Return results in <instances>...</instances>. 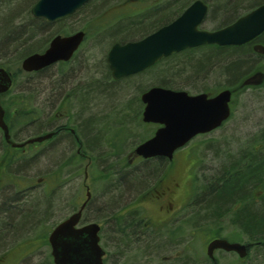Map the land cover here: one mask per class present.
<instances>
[{
  "label": "trees",
  "instance_id": "trees-1",
  "mask_svg": "<svg viewBox=\"0 0 264 264\" xmlns=\"http://www.w3.org/2000/svg\"><path fill=\"white\" fill-rule=\"evenodd\" d=\"M14 1L0 0V8L4 7L3 11L8 12L7 24L0 27V66L7 70L12 64L19 65L26 55L44 49L52 35L68 33L65 29L52 32L50 36H47L48 38L45 37V41L42 43V39L40 41L38 39L39 32L48 28L52 23L31 16L30 8L36 0H33L27 9L19 10L16 8V11L12 9V6L15 7ZM167 1L162 0L159 5L147 10L125 17L121 16L109 24H103L102 21H99L98 24H100L95 31V34L98 33L95 39L100 42L98 46L101 47L114 40L124 41L152 31L174 19L193 0H171V9L167 8ZM202 1L208 7L202 24L207 20L213 22L214 26L210 29L227 25L264 2V0ZM255 39L258 42L257 45L264 47V32ZM7 44L10 47H4ZM252 44L250 41L240 45H202L172 53L168 58L157 62L149 71L150 74L152 73L150 79L142 82L135 90L142 91L151 84L188 90L186 86H174V76H182L181 74L184 72L180 70L184 67L189 75L190 83L194 82L198 85L190 90L218 91L219 89L230 88L234 93L233 102L237 94L252 88L255 83V80H252L253 77L263 76L264 78V52H258ZM5 49L9 53L3 52ZM104 68L100 69V81L94 80L92 84L90 83L91 85L78 88L76 103L71 102L68 106L70 122L73 125L77 140L73 134H67V138L61 143L60 138L55 140L59 142L58 145L61 147L68 146L71 149L70 153L65 152V150L58 152L56 147L46 154L44 174L48 181H45L42 198L44 201L43 208L40 209L37 206V193L34 196L25 197L21 202H13L11 207L7 209L9 210L8 214L14 218L13 228L17 223L15 212L18 211L22 212L23 218L21 219L23 222L29 221L27 223L29 230L33 225L36 228L37 220L41 216H43L45 224L47 220L49 221L50 213L56 215L58 212L61 214L62 207L65 214H61V217L77 210L79 205L87 199V196L85 194L81 202L75 203L76 191L72 189L73 180L76 175L80 174L77 173L80 167L87 165L86 171L89 177L93 178V183L91 195L82 209L81 219L82 221L95 220L101 224V241L104 243L107 252L105 259L109 264H213L212 260L214 259H210L202 250L199 251V244L202 240L203 242L208 241L220 233L218 217L229 212L232 202L236 199L243 202L241 208L234 215V222L238 228L234 239L240 233L239 230L247 233L251 240L258 241L259 250L262 249L264 255V202L256 203L253 199L254 191L262 187L264 183V118L259 121L253 120L254 123L245 135H233L231 130L227 132L220 130L224 123L231 118L230 114L229 118L218 128L220 133L215 135L217 136L216 139H205L201 157L199 156L201 158L200 168L195 175L194 189L190 198L193 202L189 205L188 220L184 224L165 225L160 229H151L143 225L142 216L138 213V209L130 206V203L135 199L138 190L144 185L147 177L154 173L153 166L156 164L152 163V165L142 167L139 171L138 168L132 171L129 167H125L129 165L126 164L122 154L126 152L127 143L131 138L129 130L122 129L118 122L108 136H101L97 129L100 119H96L90 103H93L94 97H97L101 100L115 101L118 106L122 105L123 108L130 109L129 105H139L140 101L137 96L133 95L125 102L126 92L140 81L134 82V85L133 81L129 83L127 81L116 89L117 85L113 81L104 84L106 81L104 74L108 72L105 62ZM217 68H221L222 74L226 75L225 82H216L211 87L204 86L202 81L208 80L214 73L211 70H217ZM17 72L22 73L23 71L20 68ZM14 73L13 83L6 92L1 94L0 103L4 104L7 111L12 113L15 132L11 139L23 141L27 135L18 133L16 130H21L23 125L29 124V121H34L35 127H40L37 123L41 118L40 110L42 112L43 109L39 110V106H37L38 89L30 91L28 98L24 93L26 87L33 86L35 88L36 75L24 73L27 76H32L23 79L20 88L15 89L13 86L18 81L19 73ZM182 78L183 82L188 83L186 78ZM262 83L264 87V80ZM144 85L146 87H143ZM233 107L234 105H231V109ZM133 116L139 119V122L141 121L139 111L134 110ZM107 125L108 122L105 123L104 129H107ZM152 132L153 130L148 134L141 135L137 141H142ZM104 137L106 139L102 140ZM226 137H236V139L230 141ZM132 140L130 142L136 141ZM216 142H221L222 146L227 142L228 144L235 142V147L220 157L219 178L222 177L224 185L215 183V162L218 158L217 154L214 153V147L217 146ZM72 156L74 157L73 160ZM11 162L12 169H10L13 177L18 178L30 173L31 166L37 172V159L33 158L32 155L14 156ZM57 162L59 164H56ZM251 162L253 163L252 166H250ZM32 163L33 165H31ZM152 167L153 169L149 170ZM54 172L59 174V188L54 186ZM82 173L84 176V169ZM86 191L85 187V193ZM25 200L26 205L24 204ZM249 200H252L251 204H249ZM92 208L94 210H91ZM56 221L51 222L49 228L46 229L45 227L44 230L49 232ZM128 228L131 229L130 236L132 238L125 241L124 234ZM109 232L111 237L109 236L108 240L104 239V234L109 235ZM123 242H125L124 245ZM131 253H136L135 259L129 257ZM45 255L44 264H53L50 255ZM162 256L163 259L165 258L164 260L161 258ZM253 264L256 263L253 261ZM261 264H264L263 260Z\"/></svg>",
  "mask_w": 264,
  "mask_h": 264
},
{
  "label": "flooded vegetation",
  "instance_id": "flooded-vegetation-1",
  "mask_svg": "<svg viewBox=\"0 0 264 264\" xmlns=\"http://www.w3.org/2000/svg\"><path fill=\"white\" fill-rule=\"evenodd\" d=\"M147 0H138V3L140 5L142 4L145 8L144 10H147L153 6H157L161 3L162 0H149V2H146ZM166 6L168 9H171L172 2L171 0H168L166 2ZM178 16V15H177ZM171 19L170 21H172ZM168 21V22H170ZM167 22V23H168ZM165 24V23H164ZM158 28V27H157ZM156 29V28H155ZM153 29L152 31H154ZM83 31L84 36L81 42L79 43L78 47L74 50L71 57L68 60H60L55 62L54 64L45 66L39 70L31 71V72H25L28 74H35L36 75V85L35 88L32 87H26L25 90L26 97H29L30 91H34V89H38L37 99H38V109L41 108L43 111L40 110V120L38 121L37 125L39 124L40 127H35L34 121H29V124L23 125L21 127V130H16L18 133H25L27 135V138L23 141L13 140V134L15 130L13 129V123H12V113L7 111L4 104H1L3 114L2 119L6 126V131L8 134V137L5 135V130L0 126V248L5 249L4 251H0V264H5V257L4 253L13 249L16 246H19L22 248L24 244H26L25 240H41L43 241V245L47 244L49 245V252L51 261V247L50 243L48 241L49 232H46L44 230V220L43 216H41L37 220V226L35 228V225H33L28 230L27 222H23L21 218L22 212L18 211L16 214L17 216V223L15 224L13 228V222L14 218L12 215H9L7 210L11 207L14 200L17 202H21V200L24 199V197H31L33 195L29 196V193L32 194V192L36 191L37 193V206L38 208H43L44 201V190H45V181H48L47 178H45V170H44V159L46 157V154L51 152V149H57L60 151H64L67 153H70L69 151L71 149L68 148V146H59V142L55 139L60 138L63 142L67 138V134H73L75 139L77 140V136H75V131L73 128V125L71 124L70 120L71 117L68 114V106L71 102L74 104L76 103V93L78 91V88L87 87L88 85L92 84V77H90L88 80L89 84L85 85V83H77L76 79L78 78V75L80 71L82 70L84 64L86 62H89V59H93V43H100L98 41L88 40V38H92V34L89 33L90 31L86 28H79L71 33H74L76 31ZM152 31H148L147 33H143L142 35H138L137 37H132L129 39H125L124 41H110L109 43H105L102 48V63L104 65V62L106 64V68L108 72H105L104 77L105 83H109L110 81L115 82L116 89L120 88V85L125 82L129 83L133 81L134 82L140 81L139 83H136L135 86H133V89H137L136 87L140 86L142 82L145 80L148 81L150 79L151 74L150 70L151 68L159 61L168 58L170 55L160 58L158 61H156L153 65L145 68L144 70L130 74L127 76H123L120 78L115 79L111 71L109 69V64L107 61V54L111 46L118 42L120 44H124L128 41H135L138 40L145 35L149 34ZM68 35L70 33H67ZM62 34V35H67ZM88 42V47L84 49V44ZM256 39L252 40L251 43H253V47H255L258 42H256ZM84 45V46H83ZM48 45L44 47L39 52H42L46 49ZM217 46V45H216ZM100 52V53H101ZM99 54V53H98ZM104 68V66H103ZM105 69V68H104ZM100 71V69H99ZM147 72L149 73L147 75ZM86 75V74H85ZM106 75V76H105ZM12 80L13 76L11 74ZM57 77V78H56ZM108 77V78H106ZM136 78V79H135ZM252 80H255V82H261V78L253 77ZM156 86V84H151L148 87L144 88L142 91H139L137 95L133 94L134 96H137L140 101L139 105H129L130 110L133 112L134 110H137L140 112V117H142V111L144 108V103L141 99V95L143 92L148 90L150 87ZM68 89L66 92V100L60 99V95L62 94V89ZM61 90V91H60ZM70 90H74L73 92H70ZM130 90V89H129ZM183 90V89H182ZM188 94L194 95L198 93H205L207 98H211L212 96H215L219 90H186L184 89ZM129 92V91H128ZM128 92H126L128 94ZM129 95V94H128ZM1 97V93H0ZM130 98V97H129ZM232 99V98H231ZM56 100H58V104L63 103V101H66L67 107L64 112H62L63 108H65L66 104L59 109L58 104H56ZM1 101V100H0ZM64 104V103H63ZM231 104V103H229ZM232 105V104H231ZM231 107V106H230ZM62 112V113H61ZM153 126L155 127L153 129V132L160 126V124L154 123ZM220 127V126H219ZM214 128L208 132L199 133L203 134V140L201 139L198 143H193V139L199 135L196 134L190 140H188L183 146L176 148L171 156L167 155H155L150 157H144L140 154H138L135 151V148L138 144L145 141L149 137L153 135V132L142 141H134L130 142L132 145L129 150H127L124 155L126 164L129 166V169H132V171L136 170L138 168V171L142 169V167H146L148 165H152V163H155L156 166L154 167V173H152L150 176L147 177V179L144 182V185L138 190L135 199L130 203V206H134L138 209V213L142 216V223L146 227H149L151 229H160L163 228L165 225H177V224H184L185 221H187L189 216V205L192 200H190L193 189H194V182H195V175L200 168V160H201V151L204 147L205 139L213 138L216 139L217 136H212L213 133L219 128ZM38 129V130H37ZM35 134V135H32ZM46 138H43L38 141H31L30 139L48 135ZM230 141H235L236 137H226ZM193 144H192V143ZM14 143H22L20 146H15ZM224 143V142H223ZM235 142L232 144L225 143L223 146L221 145V142H216L217 146L214 147V153L217 154L218 158L215 162V183L223 184L222 177L220 175V166L221 164L220 157L229 152L231 149L235 147ZM48 148L47 150L45 148ZM249 147V146H248ZM19 148V149H18ZM250 148V147H249ZM46 150V151H45ZM225 150V151H224ZM78 151V150H77ZM186 152L184 154L185 162L187 164V167L185 169L180 168V163L178 165V161L180 162L181 159L178 158L179 152ZM36 153V156L34 154ZM21 155H32L33 158L37 159L38 167L37 172H35L34 167H30V173H26L24 175L17 177H13L11 167H12V159L14 156H21ZM83 155V154H82ZM86 157V155H83ZM200 156V157H199ZM204 156L202 157V159ZM74 157L72 156V160ZM56 164H59L57 162ZM55 164V165H56ZM33 165V163L31 164ZM54 165V167H55ZM253 163H250V166H252ZM75 166V165H74ZM153 167L149 170H152ZM156 167V168H155ZM11 168V169H10ZM84 180L88 177L87 174V165H84ZM127 170V173L129 171ZM156 169V170H155ZM188 170V176H185L182 174L185 170ZM176 172H179L180 174H177ZM36 173V174H35ZM46 179V180H45ZM188 182V192L186 193V197L180 199L178 202V207L174 208V203L179 198V194L181 191L182 185L186 184ZM54 186L60 187V178L59 174L54 172ZM226 186V185H225ZM86 193L89 192L91 195V189L89 185L86 186ZM230 189V188H229ZM149 194V199L155 204L156 208L164 214V218L161 222H153L147 213L146 210V198L145 195ZM24 195V196H23ZM15 196V197H14ZM253 199L256 203H263L264 202V183L262 187L257 188L254 191ZM74 201L76 203V197H74ZM242 200L236 199L232 202L231 209L228 210L229 212H225L224 214L220 215L218 217L219 226L218 229L220 230V233L213 238H223L226 239L228 242H235L239 243L245 246V254L243 256L239 255L238 252L234 250H225L223 248H215L213 250V257H209L206 252V247L208 242L213 239H209L205 246V254L210 258L214 259L213 264H253V260L256 264H261L263 259L262 249L259 250L258 241L251 240V238L247 235V233H243L239 230L240 233L237 234V238L234 239L236 230L238 229L234 222V215L235 212L238 211L242 206ZM252 200H249V204H251ZM83 203V202H82ZM81 203V204H82ZM24 204L26 205V200L24 201ZM80 204V205H81ZM79 205V207H80ZM78 207V208H79ZM180 208V209H179ZM179 209V210H178ZM29 210V209H28ZM76 211V210H75ZM72 211L71 213L75 212ZM69 213V214H71ZM82 213V212H81ZM59 214V213H58ZM68 214V215H69ZM68 215L65 217H61V214H59V219L56 221L55 225L61 222L63 219H65ZM82 216V214H81ZM61 217V218H60ZM89 220V219H88ZM84 220L79 219V222L76 226H82L84 224L90 223V222H96L99 225V244L104 251L102 260L104 264H109L106 261V249L104 247V243L101 241V224L98 221L95 220ZM2 221V222H1ZM32 222V221H30ZM20 223V224H19ZM54 225V226H55ZM221 225V226H220ZM53 226V227H54ZM52 227V228H53ZM35 228V229H34ZM51 228V229H52ZM131 229L128 228L126 231V234H124L125 241L128 240V238H132L130 236ZM109 236L111 237V233L109 232V235L104 234V239L108 240ZM20 241L23 243L20 244ZM123 245L125 242L122 243ZM39 245V244H38ZM9 246V247H8ZM8 247V248H7ZM7 248V249H6ZM39 247H37L38 249ZM34 250H30L28 252H25L18 261V264H44L45 259V253L42 257H39L34 261L33 257H29L31 253H33ZM253 254H255V258L253 259ZM177 255V253H176ZM163 259V256L161 257ZM165 259V258H164ZM163 259V260H164ZM225 259V261H223ZM261 260V263H259V260ZM54 264V263H53Z\"/></svg>",
  "mask_w": 264,
  "mask_h": 264
},
{
  "label": "water",
  "instance_id": "water-1",
  "mask_svg": "<svg viewBox=\"0 0 264 264\" xmlns=\"http://www.w3.org/2000/svg\"><path fill=\"white\" fill-rule=\"evenodd\" d=\"M88 0H36L30 8L34 18L53 22L74 14ZM207 5L202 0L192 1L175 19L164 24L144 37L124 44L114 43L108 51L107 61L112 76L117 79L134 74L153 65L162 57L188 48L205 44L218 46L240 45L257 37L264 31V2L241 15L231 23L214 30L201 29ZM79 30L69 35L53 36L46 49L26 55L20 67L30 72L68 60L83 39ZM258 52L264 48L255 46ZM10 73L0 66V93L11 85ZM144 108L142 119L158 123L154 134L138 144L135 151L144 156H171L172 152L184 145L198 133L208 132L218 127L230 115L231 90L223 89L215 96L207 98L205 93L194 95L185 90L162 86H152L142 93ZM0 105V126L5 130ZM48 135L30 139L38 141ZM20 146L22 143H14ZM87 199L89 193L87 192ZM85 202L79 209L59 222L50 232L48 240L54 264H104V251L99 244V225L90 222L76 226ZM215 248L234 250L243 256L245 246L228 242L223 238L211 239L206 247L209 257Z\"/></svg>",
  "mask_w": 264,
  "mask_h": 264
},
{
  "label": "rangeland",
  "instance_id": "rangeland-1",
  "mask_svg": "<svg viewBox=\"0 0 264 264\" xmlns=\"http://www.w3.org/2000/svg\"><path fill=\"white\" fill-rule=\"evenodd\" d=\"M33 0H15L14 6H12V9L16 11V8L19 10H25L27 7L31 4ZM146 2H149L147 0ZM143 5L138 3V0H90L88 3H86L81 9V11H77L73 15H70L66 18H63L57 22H53L51 25H49L48 28L43 29V31L39 32V41L42 39V43L45 41V37L50 36L52 32H57L59 30H66L68 33H71L72 31L79 29V28H86L88 29L92 34V38H88V40L98 41L95 39L97 37L98 33L95 34L97 26L99 21H102L103 24H109L117 20L119 17L126 15H130L133 13H137L139 11H142L145 8H142ZM4 7L0 8V27L7 24V16L8 12L3 11ZM39 19V18H37ZM213 22H210L209 20L205 21L202 24V27L206 28H213L214 24ZM55 35V34H54ZM53 36V35H52ZM51 36V37H52ZM48 38V37H47ZM48 44V42H47ZM85 45V46H84ZM84 49L88 47V42L84 44ZM93 59H89V62H86L80 71L78 78L76 79L77 83H85V85L89 84V78L92 77V81H100L99 77L101 76V73L99 69H101L104 65L102 63V48L98 46L97 43H93ZM106 46V45H105ZM105 46H103L105 48ZM4 47H10L8 44ZM5 53H9L6 51V49L3 51ZM101 52V53H100ZM99 53V54H98ZM20 70V63L19 65L12 64L10 65L9 71L13 74L19 73L18 81L15 83L13 87L15 89H19L21 86V83L23 82V79L26 77H30L32 75L24 74V72L20 73L17 72V70ZM23 71V70H22ZM180 71L184 72L181 75L182 76H174V86H186L188 90L194 89V86H198L197 83L191 82L189 80V75L186 73L185 68L183 67ZM212 75L209 77V79H205L202 81L203 85L206 87H211L216 82H225V79L227 78L226 75L222 74L221 68H217V70H211ZM190 73V72H189ZM86 74V75H85ZM186 78L187 82H183V78ZM261 82H255L252 86V88L245 89L244 92L241 94H237L234 98V101L231 103L232 106L234 105L231 113V118L227 120L224 123V126L220 129L223 132L230 131L233 135H245L250 126L254 123L253 120H262L264 118V87L262 86V81L264 80L263 76H260ZM136 79V78H135ZM192 81V80H191ZM196 82V81H195ZM253 83V82H252ZM148 85V84H147ZM143 87H146L144 85ZM248 88V87H247ZM61 91V90H60ZM68 89H62L60 99L66 100V92ZM74 90H70V92H73ZM129 94V95H128ZM126 96V100L129 99V97L133 96V94L137 95L138 91L131 88ZM234 95V93H233ZM232 95V96H233ZM93 99V98H92ZM97 97H94L92 105V112L96 115V119H100V124L97 126L98 131H100L101 136H108L112 129L116 127V124L119 122L120 127L122 129H128L129 134L131 136L130 141L139 140L141 135L148 134L151 130H153L155 127L153 124L149 123H143L142 121L139 122V119L134 118L133 112L129 108H123L122 105L118 106V103L115 101H107L106 99H98ZM96 100V101H95ZM58 100H56L57 102ZM59 102V101H58ZM58 102L56 104H58ZM64 103V104H63ZM63 103L58 104L59 109L62 108L66 101H63ZM67 104L65 108H63L62 112L66 110ZM61 112V113H62ZM125 118V119H124ZM120 120V121H119ZM108 122L107 129H104L105 123ZM220 133L218 129L213 133V135ZM229 134V133H226ZM204 135L199 134L193 139V143H198L201 139L203 140ZM106 138H102V140H105ZM130 141L127 143L126 151L129 150V148L134 145L131 144ZM191 142V143H192ZM192 143V144H193ZM186 152H179L178 158L181 159V161H178V165L180 163V168L185 169L187 167V164L185 162L184 154ZM84 166L80 167L77 173H80L76 175L75 179L73 180L74 186L72 187L73 190L76 191V202L77 204L83 200L85 197V187L89 185L90 189L92 187L93 178L89 175L84 180L83 177V168ZM177 174H180L179 172H176ZM188 170L186 169L182 174L185 176H188ZM188 182L181 187V191L179 194V198L174 203V208L178 207V202L180 199L186 197V193L188 192ZM36 193V191L29 193L30 195H33ZM90 195V194H89ZM146 198V210L148 213L149 218L153 222H161L164 218V214L161 213L155 206V204L149 199V194L145 195ZM25 198V197H24ZM14 202H17L14 200ZM18 205V204H17ZM180 209V208H179ZM178 209V210H179ZM17 210H19L17 208ZM91 210H94L93 208ZM64 208H61V214H65ZM15 212V219L17 218ZM58 217H57V216ZM56 215L53 213H50L49 221L47 220L44 224V229L49 228V225L51 222L56 221V219L59 218L58 212H56ZM17 222V221H16ZM26 244H24L21 247L16 246L13 249L7 251L4 253V257L6 259L5 264H18V261L20 260V257L30 250H36L33 253L29 255V257H33L34 261L38 259L39 257H42L43 254H48L49 252V245L45 244L43 245V241L41 240H25ZM23 242L20 241V244ZM207 241L203 242V240L200 242L199 251L202 250L205 252V246ZM39 244V245H38ZM9 247V246H8ZM7 247V248H8ZM37 247H39L37 249ZM6 248V249H7ZM5 249L0 248V251H4ZM134 255V256H132ZM131 259L136 258V253H131L129 255ZM255 258V254H253V259ZM259 260V263H261V260ZM264 261V255L263 259ZM225 261V259L223 260ZM254 261V260H253ZM255 262V261H254ZM27 264V262H26Z\"/></svg>",
  "mask_w": 264,
  "mask_h": 264
}]
</instances>
